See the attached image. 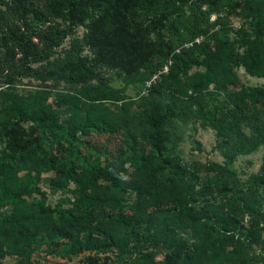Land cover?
Masks as SVG:
<instances>
[{"label":"trees","instance_id":"1","mask_svg":"<svg viewBox=\"0 0 264 264\" xmlns=\"http://www.w3.org/2000/svg\"><path fill=\"white\" fill-rule=\"evenodd\" d=\"M189 1L206 5L199 24L186 23ZM222 1L0 0V262L30 264L42 245L66 258L137 251L121 264L264 259V162L244 181L213 163L215 174L199 183L173 152L177 123L214 129L227 163L264 143V86H244L236 72L264 77V0H228L227 14L241 23L235 38ZM74 27L81 37L53 56ZM168 33L180 40L177 52ZM27 62L43 63L39 79L64 88L18 92L13 72H36ZM101 69L123 86L101 81ZM92 133L124 144L110 158L88 146ZM44 175L49 188L69 191L67 205L45 203ZM157 249L163 259L154 262ZM87 261L98 264L90 254Z\"/></svg>","mask_w":264,"mask_h":264},{"label":"rangeland","instance_id":"2","mask_svg":"<svg viewBox=\"0 0 264 264\" xmlns=\"http://www.w3.org/2000/svg\"><path fill=\"white\" fill-rule=\"evenodd\" d=\"M228 0H224L219 4V8H221L220 16L223 18V21L226 23H229V26H231L232 30L229 32V36L231 38L236 37L235 29L241 24L237 18H235L232 15L227 14V4ZM190 7V8H189ZM186 23L188 26H191L194 22H197L198 24L201 23V17L203 15V11L206 10V5L202 6L201 8L197 4H193V2L189 1L186 6ZM216 17L215 13H212L209 16V21H213ZM64 24H62L63 26ZM19 32H23L25 28L23 25L19 24ZM190 28V27H188ZM14 30H17V28H14ZM69 30V28H67ZM72 33L68 34L64 41L61 43L60 46L57 48H53V56H57L58 54H63V52L70 48L73 43L74 38L81 37L83 33L82 27H74L72 28ZM168 37L172 41H174V45L176 48V52L179 50V38L176 37L175 34L172 35V33L167 34ZM33 40L39 44L40 41L38 39L33 38ZM201 40V37H197L196 41ZM183 44V42H182ZM190 43H184L183 45H189ZM9 45H12V43H9ZM15 51V57L14 61H18L21 58V53L17 48L14 49ZM21 62V60L18 61V63ZM29 65V62L26 63ZM36 72L34 73H28L26 77H20V75L16 72H13V76L11 81L14 82L11 87H14L18 92H23L24 90L37 87L38 85L43 86H50L48 87L50 90L55 88H64V84H60L59 87L52 83V81L47 80L45 82L41 81L39 79V72L42 69L43 63H32L31 65ZM167 70V66L163 68V72ZM29 71V70H28ZM237 75L240 79V82L244 86H264V77H257L250 75L243 66L236 68ZM100 75L102 76L101 81H105L115 87H122L123 86V80L117 76V74L114 71L101 69ZM157 76V75H155ZM154 76V78H155ZM1 86L5 87V84L1 83ZM146 86V85H145ZM126 94L133 99H136L137 92L135 87L128 86L126 89ZM3 103H0V108L2 107ZM177 130L174 137H176V145L174 148V154L179 156V163L182 168L185 170L191 172L192 174H195L197 176V179L199 183H202L206 181L207 176L210 174H215V169L211 167L210 164L218 163L221 165H226L227 168H229L230 171L234 172L235 174V180L238 179L239 181H244L247 178H249L252 174L256 173L259 168L261 167L262 163L264 162V143L259 145L253 152L249 154H240L237 155L234 160L230 163H227L220 153V151L217 149V136L215 133V130L212 129L209 126H201L198 122L197 123H177ZM27 131H29V128H25ZM245 135L249 134L248 129H246ZM89 140L88 146L91 148H95L96 150L105 149L108 156L110 158L116 156L118 148L124 144L122 141V137L118 134L115 135H107V134H97L92 133L89 137H87ZM85 148L84 146L80 147V150L84 155L91 154V150L89 147ZM52 153L53 154H59V151L55 146L52 147ZM23 172H21L22 174ZM46 175L43 176L42 181L40 182L41 190L45 191V203L49 204L51 206H54L59 203H64V205H67V198H70L69 191H62V190H53L49 188L43 181L46 180ZM40 196L36 195L33 197L28 198V202H30L33 199H39ZM215 202H220L219 196H216ZM66 200V201H64ZM211 204L214 200L209 199ZM202 202L206 203L205 200ZM23 213L25 215L30 214V210L28 206H25L23 209ZM94 256L97 258L98 264H121L125 261L132 260L136 254V252H130L125 255H120L116 251H111L108 253H98L95 254L93 252H87L83 251L76 256H72L71 258L61 257L57 254H51L46 251L45 245L40 246L39 248H36L35 251L32 253L30 264H88L87 256ZM163 250L157 249V254L154 257L153 261L158 262L159 260L163 259ZM0 264H19L17 258L13 256H6L3 260H1ZM254 264H264V259H261V261H257V263Z\"/></svg>","mask_w":264,"mask_h":264},{"label":"built area","instance_id":"3","mask_svg":"<svg viewBox=\"0 0 264 264\" xmlns=\"http://www.w3.org/2000/svg\"><path fill=\"white\" fill-rule=\"evenodd\" d=\"M156 77V76H155Z\"/></svg>","mask_w":264,"mask_h":264}]
</instances>
